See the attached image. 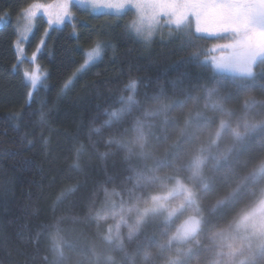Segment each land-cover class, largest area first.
<instances>
[{"label": "clouds", "instance_id": "clouds-1", "mask_svg": "<svg viewBox=\"0 0 264 264\" xmlns=\"http://www.w3.org/2000/svg\"><path fill=\"white\" fill-rule=\"evenodd\" d=\"M194 66L109 90L69 162L105 178L60 188L45 264H264V91Z\"/></svg>", "mask_w": 264, "mask_h": 264}, {"label": "trees", "instance_id": "trees-1", "mask_svg": "<svg viewBox=\"0 0 264 264\" xmlns=\"http://www.w3.org/2000/svg\"><path fill=\"white\" fill-rule=\"evenodd\" d=\"M37 1L41 0H0V17H4L0 20V264H45V235L57 211L60 188L79 180L83 196L105 178L98 167L75 173L69 162L89 121L102 104L112 102L109 90L129 74L142 82L168 81L195 76V64L239 87L264 91V63H257L252 77L213 68L211 57L221 54L209 49L228 43L227 39L202 37L189 44L180 32L170 34L166 29L145 43L128 28L131 11L96 14L75 5L73 19L52 28L44 38L37 56L44 76L29 97L14 46L15 19ZM39 38L35 32L30 41ZM95 42L105 46L102 57L65 89ZM193 51L195 58L190 55Z\"/></svg>", "mask_w": 264, "mask_h": 264}, {"label": "snow or ice", "instance_id": "snow-or-ice-1", "mask_svg": "<svg viewBox=\"0 0 264 264\" xmlns=\"http://www.w3.org/2000/svg\"><path fill=\"white\" fill-rule=\"evenodd\" d=\"M83 4L115 12L127 6L133 7L138 18L128 28L145 43H150L154 33L165 26L170 34H183L189 44L202 37L227 39L228 43L209 49L212 53L221 54L211 57L212 66L221 71L252 77L256 74L254 69L257 63H264V0H53L46 5L34 2L21 10L20 15L26 21L21 36L26 37L33 30L38 10L42 9L43 16L47 17V35L53 26H61L66 19H73L70 6ZM2 19L4 17H0ZM14 44L19 60L23 53L21 40ZM44 44L45 40L41 39L40 46ZM104 47L102 43L95 42L86 50L83 64L65 83V89L87 66L102 57ZM36 58L37 53H33V59ZM24 78L32 89L37 88L40 79L37 71L25 72ZM28 96L33 97V92L30 91Z\"/></svg>", "mask_w": 264, "mask_h": 264}, {"label": "rangeland", "instance_id": "rangeland-1", "mask_svg": "<svg viewBox=\"0 0 264 264\" xmlns=\"http://www.w3.org/2000/svg\"><path fill=\"white\" fill-rule=\"evenodd\" d=\"M53 0H41V1H37V3H41V4H49L52 3ZM75 6V5H74ZM79 7H83V8H88L90 11H92L93 13L96 14H111V15H121L126 11H131L133 14V21H135L138 18V14L137 11L131 7V6H127L125 7L122 11L120 12H115L113 10L110 9H105V8H92L90 5L88 4H83V5H76ZM70 10L73 14L74 17V13H73V6H70ZM21 13V11H20ZM20 13L17 15L16 19H15V27L17 30V38L16 41L18 39L21 40V47L23 48V53L21 54V59H19V65H20V69L24 75L25 72H33V71H37L40 75V79L38 81V85L40 84L44 73L42 72L38 62H37V58L33 59V53H37V56L41 50V46H40V41L41 39L45 38V33L46 30L49 29V25L47 23V17L43 16L42 14V9L38 10V16L37 18L34 19L33 21V30L26 36V37H22L21 33L23 32V28L25 26L26 21L21 17ZM66 22H70L69 20H65V22L61 25V26H53L52 28H61ZM166 29H169L168 27H163L158 29L155 33L154 36H156V34H159L161 31H164ZM193 30H194V26H193ZM35 32H39L40 33V38L38 40H34L33 42H31V36L35 33ZM153 36V37H154ZM15 46V45H14ZM39 49V51H38ZM16 53H17V57H18V52H17V48L15 47ZM85 60V58H84ZM84 62V61H83ZM82 62V64H83ZM80 68V67H79ZM35 89H32L30 84H29V92H34Z\"/></svg>", "mask_w": 264, "mask_h": 264}]
</instances>
